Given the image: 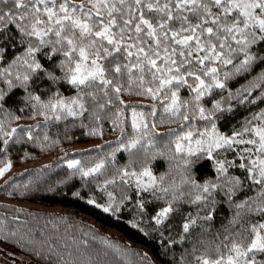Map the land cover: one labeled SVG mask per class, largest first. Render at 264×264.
<instances>
[{
    "label": "snow or ice",
    "instance_id": "1",
    "mask_svg": "<svg viewBox=\"0 0 264 264\" xmlns=\"http://www.w3.org/2000/svg\"><path fill=\"white\" fill-rule=\"evenodd\" d=\"M17 89L31 124L13 123L22 117L7 98ZM105 121L115 139L62 158L107 197L89 194V203L114 215L134 206L128 223L157 233L173 257L192 241L176 264H264V0H0V176L16 145L59 144L50 127L79 123L103 137ZM157 157L166 171H154ZM204 164L214 175H201ZM222 203L227 226L204 236L212 225L202 222ZM0 236L37 258L79 264L71 245L61 251L6 223ZM104 243L127 264H155L131 245Z\"/></svg>",
    "mask_w": 264,
    "mask_h": 264
},
{
    "label": "trees",
    "instance_id": "2",
    "mask_svg": "<svg viewBox=\"0 0 264 264\" xmlns=\"http://www.w3.org/2000/svg\"><path fill=\"white\" fill-rule=\"evenodd\" d=\"M21 94V90L17 89L7 98L9 104L14 106L17 114L22 117L21 120L13 123L31 124L34 120L29 118L30 112L27 109L23 112L19 111L22 101L18 97ZM124 99L138 105L150 103V98L137 95L125 94ZM147 110V107H145V111ZM35 119L42 120L43 118L36 117ZM104 124L105 134L103 137L87 134V130L79 123L68 128L65 132L61 123L58 126L49 128L50 136L56 137L59 135V144L42 149L35 143H22L11 149L9 158H12L15 162H18L22 153L27 150L51 153L52 158L47 163L33 164L16 170L0 182V224L6 223L9 229H17L20 233H30L38 239H49L61 251H64L65 244L71 245L73 254L79 264H84L89 256L96 261V264H127L124 256L117 254L115 250L105 245L104 238L114 243L131 245L135 249L146 252L148 258L154 261L155 264H176V261L179 260V254L185 248L191 253L192 241H186L183 245L177 244L176 256L173 257L170 252L161 247L160 237L157 233L149 232L148 235H145L134 224L128 223L129 220L134 218V206L125 207L122 212L115 215L104 212L102 208L89 203L88 197L91 194L98 199V203H103L107 199L106 195L100 189L95 188L94 184L86 185L78 174L70 175L71 170L62 163L65 153L68 154V158L78 155H92L97 151L94 149L95 145L103 144V141L113 140L119 135V132L112 131L109 123L105 121ZM225 126L227 125L225 124ZM158 127L164 130L169 127H176V125L158 124ZM65 135H67V139L64 138ZM74 143L90 145L77 147L74 146ZM117 158L120 162H123L127 159V154L118 153ZM153 163L155 165L154 171L157 173L167 170V162L163 157H157ZM200 172L201 175L204 172L214 175L207 164L200 168ZM74 192H79L80 195H73ZM117 194L119 195V193ZM14 199L41 201L46 205L53 206L54 209H33L18 205L12 201ZM17 217L19 219H16ZM228 217V206L223 203L220 204L214 213V219L210 222H202L205 224L211 223L212 225L203 235L206 237L215 236L217 230L223 233L221 225L227 226ZM141 226L143 227V225ZM201 232L202 230L199 227L192 229L194 241L199 239ZM83 240H87L88 244L84 245ZM0 243L14 248L41 264H55V257L52 260L37 258L26 248H21L15 243V240H4L0 236ZM200 246L197 244L198 248ZM77 249H79V252H77ZM65 258L68 259L66 252ZM128 259L136 261L135 256H130ZM188 259H192L191 255Z\"/></svg>",
    "mask_w": 264,
    "mask_h": 264
},
{
    "label": "rangeland",
    "instance_id": "3",
    "mask_svg": "<svg viewBox=\"0 0 264 264\" xmlns=\"http://www.w3.org/2000/svg\"><path fill=\"white\" fill-rule=\"evenodd\" d=\"M89 145L90 144H86V143H74V146L77 147H82V146L86 147ZM26 152L29 153L30 155H25ZM21 157H24V159H21ZM21 157L20 160H18V162H15L12 158H10L13 161V166L3 176H0V182H2L4 179L10 176L14 171L22 169L23 167L33 164L41 165L47 163L52 158V154L39 153V152L27 150L22 153ZM12 201L17 203L18 205L30 207L33 209H45V210L54 209L53 206L46 205L41 201H25V200L21 201L16 199ZM0 264H41V263L30 259L28 256L22 254L21 252L15 250L10 246L0 243Z\"/></svg>",
    "mask_w": 264,
    "mask_h": 264
}]
</instances>
